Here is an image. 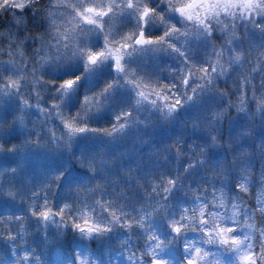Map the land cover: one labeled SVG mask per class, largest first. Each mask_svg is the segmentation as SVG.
Here are the masks:
<instances>
[{
    "label": "snow or ice",
    "instance_id": "obj_1",
    "mask_svg": "<svg viewBox=\"0 0 264 264\" xmlns=\"http://www.w3.org/2000/svg\"><path fill=\"white\" fill-rule=\"evenodd\" d=\"M0 264H264V0H0Z\"/></svg>",
    "mask_w": 264,
    "mask_h": 264
}]
</instances>
